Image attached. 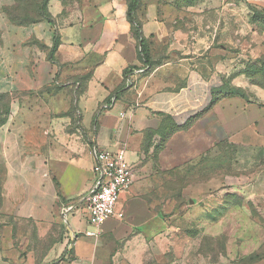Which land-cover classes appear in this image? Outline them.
Returning <instances> with one entry per match:
<instances>
[{
	"label": "crops",
	"instance_id": "1",
	"mask_svg": "<svg viewBox=\"0 0 264 264\" xmlns=\"http://www.w3.org/2000/svg\"><path fill=\"white\" fill-rule=\"evenodd\" d=\"M64 1L52 0L51 12L74 8L72 24L18 26L5 10L14 0H0V94L12 97L0 129L1 264L31 263L14 260L30 242L26 224L51 237L46 262L197 264L201 240L170 229L143 196V148L165 117L185 127L199 115L205 123L232 119L229 142L264 147V89L254 91L260 103L240 99L233 106L230 95L233 87L247 90L248 43L257 56L264 53V31L251 21L249 6L233 0H140L134 21L130 0ZM256 3L264 8V0ZM226 108L236 115H217ZM208 135L216 143V129ZM94 147L124 151L134 175L117 205L124 218L100 229L89 225L83 204L94 181ZM218 183L212 178L196 190ZM14 231L24 240L18 248ZM221 236L228 235L198 232L214 241Z\"/></svg>",
	"mask_w": 264,
	"mask_h": 264
},
{
	"label": "rangeland",
	"instance_id": "2",
	"mask_svg": "<svg viewBox=\"0 0 264 264\" xmlns=\"http://www.w3.org/2000/svg\"><path fill=\"white\" fill-rule=\"evenodd\" d=\"M51 1L14 0L13 6L5 10L15 24L36 22L44 12L52 24H72L71 16L77 15L73 13L75 9L63 7L61 11L51 12ZM256 1L259 2L233 0L236 4H247L251 21L264 31V8ZM60 3L64 5L65 1L60 0ZM248 44V61L243 62L248 87L243 91L234 87L231 89L230 95L235 98L233 106H237L240 99L249 104L260 103L254 91L264 89V53L257 56L252 52L255 51L254 44L250 41ZM1 45L0 30V48ZM226 110L236 115L235 109L228 108L217 112V115L226 114ZM0 113L7 115L1 106ZM202 116L199 115L185 127L178 126L173 119H163L159 129L148 132L143 148V163H147L148 167L139 173L140 182L146 181L147 184L143 196L156 214L169 219L170 229H180L191 239L201 240L197 264H248L252 262L250 257L252 260L264 258V147L231 143L226 134L234 130L236 121H222L218 117L215 123L213 117H208L205 123L204 119L201 122ZM3 120L5 117L0 118L1 122ZM215 129L216 143L207 142L208 133ZM157 135L160 138L154 142L153 137ZM198 153L203 154L196 157ZM4 178V168L0 165V181L3 182ZM212 178H217L219 182L215 188L196 190L199 184ZM230 182H237V185L232 187ZM195 202L198 204L195 205ZM25 226L30 242H26L28 246L24 244L14 260L26 262L29 259L30 264H60V260L46 262L52 242L49 234L41 238L35 226ZM200 230H212L228 236L209 240L198 237ZM13 233L12 244L18 248V245L22 246L23 239L20 241L16 232ZM2 237L0 230V240ZM67 256L69 261H75L71 252H67Z\"/></svg>",
	"mask_w": 264,
	"mask_h": 264
},
{
	"label": "built area",
	"instance_id": "3",
	"mask_svg": "<svg viewBox=\"0 0 264 264\" xmlns=\"http://www.w3.org/2000/svg\"><path fill=\"white\" fill-rule=\"evenodd\" d=\"M91 155L94 158V181L83 204L89 225L100 229L113 218H124L123 213L117 212V205L121 195L131 189L134 175L124 151L112 153L94 147Z\"/></svg>",
	"mask_w": 264,
	"mask_h": 264
},
{
	"label": "trees",
	"instance_id": "4",
	"mask_svg": "<svg viewBox=\"0 0 264 264\" xmlns=\"http://www.w3.org/2000/svg\"><path fill=\"white\" fill-rule=\"evenodd\" d=\"M15 2H16V0H15ZM139 5H140V0H130L129 1L128 17H129L130 21H134L133 13L137 10V8H139ZM6 13H7V15L9 14V12L7 10H6ZM41 16H40V20H38L36 22H32L30 24H21V23H18V24L16 23L15 24L14 22H12L10 17H9V19H10V21L12 23H14L15 25H18V26H30L32 24H36V23L43 22V21L51 23V21L48 19L49 17L47 16V14L45 12ZM252 22H254V21H252ZM56 45L57 44H55V46H54L53 53L56 51V48H57ZM11 103H12V97L10 95H8V94H0V106L4 108L5 112L7 111V115L5 113H3V114L0 113V118L5 117V120H3L2 122L0 121V129L6 124V122L8 120V117L10 116ZM167 118H169V117H165L164 119H167ZM2 184H3V182L0 181V216H1V209H2V205H3ZM0 228H1V225H0ZM252 259L253 258L250 257L249 260L252 261V262H248V264L257 263V262L263 260L264 258L256 257L254 260H252Z\"/></svg>",
	"mask_w": 264,
	"mask_h": 264
}]
</instances>
